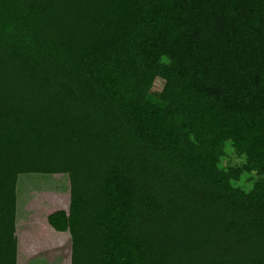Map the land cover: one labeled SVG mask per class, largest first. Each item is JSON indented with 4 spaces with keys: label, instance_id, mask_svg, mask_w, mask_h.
Listing matches in <instances>:
<instances>
[{
    "label": "trees",
    "instance_id": "16d2710c",
    "mask_svg": "<svg viewBox=\"0 0 264 264\" xmlns=\"http://www.w3.org/2000/svg\"><path fill=\"white\" fill-rule=\"evenodd\" d=\"M0 264H264V0H0Z\"/></svg>",
    "mask_w": 264,
    "mask_h": 264
},
{
    "label": "rangeland",
    "instance_id": "374dc122",
    "mask_svg": "<svg viewBox=\"0 0 264 264\" xmlns=\"http://www.w3.org/2000/svg\"><path fill=\"white\" fill-rule=\"evenodd\" d=\"M162 85H163V80L161 78H156L155 81H154L153 87H152V92L158 93L160 91ZM232 159L233 160L230 162L231 165H235V163H237L239 161V157H236L235 155L232 156ZM246 175H248V174H245L244 176H242V178L240 179L238 184L244 186L245 188H249L252 185V180L247 179ZM41 177H44V178L48 179L47 181H43L44 183L47 184L45 187H55V183H58L59 187H61V188H63V187L67 188L68 187L67 186V179L66 178L64 179V177H63V179H61L62 181L60 180V181L56 182V180L54 179V177H55L54 175H50V176H48V175H46V176L43 175L42 176V175H36V174L25 175L24 173H21L18 176V182H17V187L19 186L18 195L22 196L21 191L24 190L25 188L27 189V187L29 188V190H33V188L34 189L37 188L39 186V184L41 183V181H40L39 184H35L34 185V183L36 182V180H38V179L40 180ZM27 184H28V186H27ZM61 192H64V191H60V193ZM25 194L26 193L24 192V195ZM66 200L67 199L65 198L64 201L66 202ZM26 234L27 235L30 234L28 236L32 238L33 233H29L28 232ZM62 236H67V234L66 235H62ZM24 238L28 239V237H26V236H24ZM67 246H68L67 249L70 250V242H68Z\"/></svg>",
    "mask_w": 264,
    "mask_h": 264
},
{
    "label": "crops",
    "instance_id": "0c3cea01",
    "mask_svg": "<svg viewBox=\"0 0 264 264\" xmlns=\"http://www.w3.org/2000/svg\"><path fill=\"white\" fill-rule=\"evenodd\" d=\"M66 234H67V236H62V235H66ZM47 235L50 236L51 238H53L56 241V243L59 246L63 247L64 251H66V249L68 247L67 244H68V242H70V237H69L68 233H50Z\"/></svg>",
    "mask_w": 264,
    "mask_h": 264
}]
</instances>
